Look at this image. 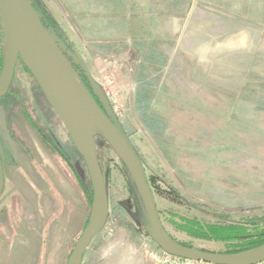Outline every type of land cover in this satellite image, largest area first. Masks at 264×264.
Wrapping results in <instances>:
<instances>
[{
	"label": "rangeland",
	"instance_id": "374dc122",
	"mask_svg": "<svg viewBox=\"0 0 264 264\" xmlns=\"http://www.w3.org/2000/svg\"><path fill=\"white\" fill-rule=\"evenodd\" d=\"M31 1L100 107L101 96L110 103L167 231L231 249L186 228L264 212V0ZM15 71L0 101V264H67L90 221V176L33 75ZM94 138L108 217L81 264H157L134 178L96 127Z\"/></svg>",
	"mask_w": 264,
	"mask_h": 264
},
{
	"label": "water",
	"instance_id": "95a60500",
	"mask_svg": "<svg viewBox=\"0 0 264 264\" xmlns=\"http://www.w3.org/2000/svg\"><path fill=\"white\" fill-rule=\"evenodd\" d=\"M30 3V0H0L5 52L3 69L0 71V100L8 94L21 58L84 159L94 192L93 207L90 221L77 240L67 264H81L91 239L102 230L108 217L107 188L96 153L95 127L109 138L129 168L146 206L147 229L165 251L181 259L210 264L263 262L264 245L237 253H216L183 246L170 237L161 220L143 161L120 126L110 103L101 96L104 108L99 106L75 69L62 56L55 40L44 30L40 17ZM4 177L0 152V199L5 188Z\"/></svg>",
	"mask_w": 264,
	"mask_h": 264
},
{
	"label": "trees",
	"instance_id": "16d2710c",
	"mask_svg": "<svg viewBox=\"0 0 264 264\" xmlns=\"http://www.w3.org/2000/svg\"><path fill=\"white\" fill-rule=\"evenodd\" d=\"M30 4H32V6L35 9L38 17H40V20H41L42 26L44 27V30H46L48 32V34L51 35V37L53 39L56 38L57 34H59L60 32L58 30H55V26L53 25V21H52L51 17H49L47 14H45V11L43 10V8L41 6H38L37 4H35V2L31 1ZM2 31H3V29H2V23H1V31L0 32H2ZM2 34H3V32H2ZM4 57H5V52L3 51V54L1 57V59H2L1 71H2L3 65H4V59H5ZM19 63H23L21 58H20L18 64ZM18 64H17V66H18ZM23 65H24V63H23ZM10 91H11V87L9 89V92ZM9 92H8V94H9ZM94 98H95L96 102L99 104V106H101L100 101L96 98V96ZM89 185H90L89 187L91 189V196L88 197L89 198L88 200L90 201V205L92 206L93 200H94V192H93V187H91L92 186L91 180L89 182ZM240 219L241 220H239L238 222H230V224H228V225L208 224L207 226H204V227H202L201 224L196 223L195 221H190L189 225L191 228H186V229L188 231H191V229H193V231L197 235L200 234V232H201V233H204L206 236L210 235L216 239H221V240L231 241V242L235 241V243L230 247L231 249H228L224 253H237V252L245 251L247 249L248 250L253 249V248H256L258 246L261 247V245H264V212H262L260 214H257V212H252L250 214V216L241 217ZM193 231H191V232L194 234ZM170 237H172L171 234H170ZM172 238L183 246L194 247L192 245L178 241L175 237H172Z\"/></svg>",
	"mask_w": 264,
	"mask_h": 264
},
{
	"label": "built area",
	"instance_id": "2783aa9c",
	"mask_svg": "<svg viewBox=\"0 0 264 264\" xmlns=\"http://www.w3.org/2000/svg\"><path fill=\"white\" fill-rule=\"evenodd\" d=\"M0 31H1V19H0ZM3 44H4L3 34L2 32H0V71H1V62H2L1 57L4 51ZM148 252L150 256L158 262L157 264H210L209 262L206 263L203 261H197V260L194 261L193 259H184V258L181 259V257H177L168 253L160 245L156 246L155 249L149 248ZM258 264H264V261Z\"/></svg>",
	"mask_w": 264,
	"mask_h": 264
},
{
	"label": "crops",
	"instance_id": "0c3cea01",
	"mask_svg": "<svg viewBox=\"0 0 264 264\" xmlns=\"http://www.w3.org/2000/svg\"><path fill=\"white\" fill-rule=\"evenodd\" d=\"M19 182L21 183L22 181L19 179ZM26 188V187H25Z\"/></svg>",
	"mask_w": 264,
	"mask_h": 264
},
{
	"label": "bare ground",
	"instance_id": "6f19581e",
	"mask_svg": "<svg viewBox=\"0 0 264 264\" xmlns=\"http://www.w3.org/2000/svg\"><path fill=\"white\" fill-rule=\"evenodd\" d=\"M94 131H95V128H94Z\"/></svg>",
	"mask_w": 264,
	"mask_h": 264
}]
</instances>
